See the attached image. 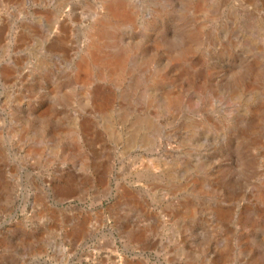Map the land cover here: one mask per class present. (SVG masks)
I'll return each instance as SVG.
<instances>
[{"label": "rangeland", "instance_id": "rangeland-1", "mask_svg": "<svg viewBox=\"0 0 264 264\" xmlns=\"http://www.w3.org/2000/svg\"><path fill=\"white\" fill-rule=\"evenodd\" d=\"M109 1L0 0V264H264V0Z\"/></svg>", "mask_w": 264, "mask_h": 264}, {"label": "bare ground", "instance_id": "bare-ground-1", "mask_svg": "<svg viewBox=\"0 0 264 264\" xmlns=\"http://www.w3.org/2000/svg\"><path fill=\"white\" fill-rule=\"evenodd\" d=\"M125 1L126 0H116L115 2L109 1L104 4V8H106L109 17H111V20H109L110 18H105L103 21H100L101 26L99 29H96V38L102 37V34L107 33L110 29L116 27L118 24V20H121L122 22L126 21L129 23L133 22L134 16L131 13V8L125 7ZM113 19L117 22V24L113 21ZM88 58L92 63H97L99 65H107L108 67H110L111 71L121 72L123 71L125 64V58L120 52L112 54H100L98 50H91L88 53Z\"/></svg>", "mask_w": 264, "mask_h": 264}, {"label": "water", "instance_id": "water-1", "mask_svg": "<svg viewBox=\"0 0 264 264\" xmlns=\"http://www.w3.org/2000/svg\"><path fill=\"white\" fill-rule=\"evenodd\" d=\"M78 208H80V206H77Z\"/></svg>", "mask_w": 264, "mask_h": 264}]
</instances>
